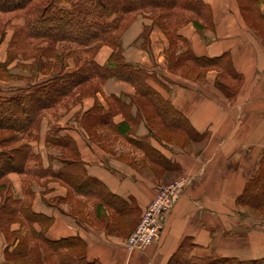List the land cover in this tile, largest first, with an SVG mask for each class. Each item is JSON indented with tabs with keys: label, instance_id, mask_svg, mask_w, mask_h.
Segmentation results:
<instances>
[{
	"label": "crops",
	"instance_id": "0c3cea01",
	"mask_svg": "<svg viewBox=\"0 0 264 264\" xmlns=\"http://www.w3.org/2000/svg\"><path fill=\"white\" fill-rule=\"evenodd\" d=\"M203 2L210 24L198 30L189 21L177 33L196 56L227 55L240 79L224 75L223 83L235 92L228 96L218 88L217 66L200 76L199 69H170L168 36L149 13H137L120 35V49L125 61L147 72L146 83L158 99L147 100L132 83L108 77L96 89L76 92L43 111L26 138L35 157L25 172L7 174L14 197L42 217L30 222L19 213L6 230L0 227V264H25L8 258L7 251L17 244L14 235L31 232L50 240H81L79 250L89 264H167L184 240L197 257L264 258V209L238 203L264 160V33L244 18L238 0ZM258 11L264 16V0ZM11 23L21 25L23 19ZM11 34L6 30L0 42V64ZM182 49L179 42L176 50ZM114 50L101 44L94 61L106 64ZM65 61L74 66L71 57ZM29 62L18 56L7 64L0 95L27 85ZM53 129L70 144L48 143ZM67 161L82 169V190L56 175L73 166ZM168 185L180 194L161 231L151 244L129 250L128 235ZM106 194L114 204L103 200ZM36 241L41 245L30 236V243ZM76 247L41 245L43 264H62L61 253Z\"/></svg>",
	"mask_w": 264,
	"mask_h": 264
},
{
	"label": "trees",
	"instance_id": "16d2710c",
	"mask_svg": "<svg viewBox=\"0 0 264 264\" xmlns=\"http://www.w3.org/2000/svg\"><path fill=\"white\" fill-rule=\"evenodd\" d=\"M261 1L238 0L244 18L264 33V16L258 11ZM139 12L149 13L154 23L168 36L170 48L167 62L170 69H199L197 75L200 76L204 69L217 66L222 70L217 81L218 88L228 96L235 92V86L223 83L224 75L240 79L227 55L196 56L186 39L177 33L178 26L189 21L198 30L204 23L210 24V12L203 0H0V42L11 20L23 18V23L13 29L6 61L0 64V76L7 64L18 56L30 59L28 69L31 72L27 85L0 95V227L4 230L19 213L30 222L42 217L30 209L29 203L14 197L7 174L23 173L28 169L29 160L35 154L26 138L31 137L38 128L45 109L76 92L81 94L96 89L98 82L108 77L132 83L147 100L158 99L146 83L147 72L125 61L120 49L121 33ZM179 42L183 49L177 52ZM104 43L112 45L115 50L106 64L99 65L94 61V54ZM66 57L73 59L72 68L67 67ZM39 74L41 78H38ZM53 131L52 135L46 137L48 143L70 144L69 139L56 136V130ZM63 159L65 162L67 158L63 156ZM66 164L73 166L62 167L56 175L75 189L82 190V169L77 166V161H67ZM103 200L115 203L109 194L104 195ZM238 203L251 209H264V160L246 181ZM35 235L38 234H30L40 239V244L46 248L61 250L77 246L78 249L70 253H61L62 264H89L79 250L83 247L81 240H50ZM30 236L14 235L13 241H18L11 251H7V257L25 260V264H43L41 245L37 241L30 243ZM191 247L192 243L184 240L167 264H264V258L242 260L218 255L197 257L190 254Z\"/></svg>",
	"mask_w": 264,
	"mask_h": 264
},
{
	"label": "built area",
	"instance_id": "2783aa9c",
	"mask_svg": "<svg viewBox=\"0 0 264 264\" xmlns=\"http://www.w3.org/2000/svg\"><path fill=\"white\" fill-rule=\"evenodd\" d=\"M180 194L171 185L162 186L157 196L144 210L139 222L126 239L129 250L142 249L151 244L161 231L166 215Z\"/></svg>",
	"mask_w": 264,
	"mask_h": 264
},
{
	"label": "rangeland",
	"instance_id": "374dc122",
	"mask_svg": "<svg viewBox=\"0 0 264 264\" xmlns=\"http://www.w3.org/2000/svg\"><path fill=\"white\" fill-rule=\"evenodd\" d=\"M19 18L23 19L22 17H19ZM19 18H18V19H19ZM14 19H16V18H14ZM11 22H13V19L11 20ZM11 22L6 26L5 32H6V30H7V31L12 30V32H13V29H14V27L16 26V24H15V23H11ZM11 35H12V34H11ZM4 264H5V263H4Z\"/></svg>",
	"mask_w": 264,
	"mask_h": 264
}]
</instances>
